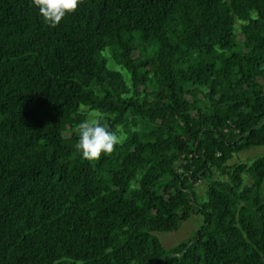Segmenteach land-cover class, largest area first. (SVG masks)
<instances>
[{"label":"trees","instance_id":"16d2710c","mask_svg":"<svg viewBox=\"0 0 264 264\" xmlns=\"http://www.w3.org/2000/svg\"><path fill=\"white\" fill-rule=\"evenodd\" d=\"M30 5L0 0V264H264V156L233 158L264 147V0ZM97 118L121 143L87 161Z\"/></svg>","mask_w":264,"mask_h":264},{"label":"clouds","instance_id":"9594fccd","mask_svg":"<svg viewBox=\"0 0 264 264\" xmlns=\"http://www.w3.org/2000/svg\"><path fill=\"white\" fill-rule=\"evenodd\" d=\"M80 3L81 0H31L30 6L38 9L45 24L56 28L66 16L78 10ZM76 131L78 139L74 147L87 161L112 154L115 146L121 143V137L98 118L84 119L76 126Z\"/></svg>","mask_w":264,"mask_h":264},{"label":"rangeland","instance_id":"374dc122","mask_svg":"<svg viewBox=\"0 0 264 264\" xmlns=\"http://www.w3.org/2000/svg\"><path fill=\"white\" fill-rule=\"evenodd\" d=\"M261 156H264V147L238 153L233 158L235 161L250 162L254 158ZM232 161L233 160H230L229 163ZM204 190L205 188L200 186L198 188V194L196 193L198 196H202L201 199H204ZM201 224L202 220L199 216H191L185 222L181 223L175 231L168 233H153V235L157 238L163 250L169 251L178 244L190 240L194 236V233L200 228Z\"/></svg>","mask_w":264,"mask_h":264}]
</instances>
